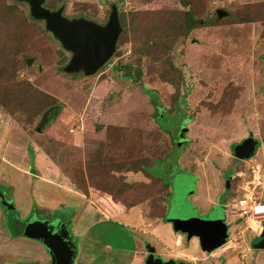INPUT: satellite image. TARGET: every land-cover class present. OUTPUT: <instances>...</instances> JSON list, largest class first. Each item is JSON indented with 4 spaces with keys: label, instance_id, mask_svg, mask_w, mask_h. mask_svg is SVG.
I'll return each mask as SVG.
<instances>
[{
    "label": "rangeland",
    "instance_id": "rangeland-1",
    "mask_svg": "<svg viewBox=\"0 0 264 264\" xmlns=\"http://www.w3.org/2000/svg\"><path fill=\"white\" fill-rule=\"evenodd\" d=\"M114 4L116 52L85 76L63 73L71 54L27 3L0 0V197L13 201L0 202V264H47L49 231L71 246L62 255L73 253L72 264H145L149 246L165 261L264 264L246 229L260 220L228 205L244 198L252 168L264 174V0L44 6L104 25ZM250 134L261 142L257 155L234 157ZM220 210L228 243L206 254L178 223ZM26 219L35 229L16 228Z\"/></svg>",
    "mask_w": 264,
    "mask_h": 264
},
{
    "label": "water",
    "instance_id": "water-1",
    "mask_svg": "<svg viewBox=\"0 0 264 264\" xmlns=\"http://www.w3.org/2000/svg\"><path fill=\"white\" fill-rule=\"evenodd\" d=\"M18 1L27 3L30 15L35 19L44 21L45 28L71 54V58L63 68V72L69 74L83 73L85 76H92L101 70L115 54L118 39L122 32L116 5L111 6L108 21L102 25L84 17L67 18L63 15V7L57 10L45 7L46 0ZM217 14L221 16L222 12L218 10ZM49 112L50 110L43 115L38 131H41L47 125L49 119L52 118V116L48 118ZM257 146L258 140L254 138L253 134H250L248 138L233 147L234 157L240 160L250 159L257 151ZM4 205L9 207L11 204L4 200ZM223 217L224 215L220 210L210 218L189 219L184 217L178 225L182 228V234L188 236L189 239L198 238L203 252L212 253L227 243L228 226L226 218L223 219ZM42 221L49 222L48 220ZM29 224L35 229L36 221L34 219L29 220L27 226ZM46 238L51 241L45 242ZM260 238L261 240L253 245L255 249H264V230ZM44 240L50 247L49 254L52 259L50 264H72L73 257L71 255L73 253L67 259L62 255L66 250L70 251L71 246L67 242H63L61 237L57 236L56 231H49ZM58 245L61 247L58 248ZM148 253L145 264H189L186 261L177 262L173 259L165 261L160 257H156L153 246L148 247Z\"/></svg>",
    "mask_w": 264,
    "mask_h": 264
},
{
    "label": "built area",
    "instance_id": "built-area-1",
    "mask_svg": "<svg viewBox=\"0 0 264 264\" xmlns=\"http://www.w3.org/2000/svg\"><path fill=\"white\" fill-rule=\"evenodd\" d=\"M253 178L250 184L244 187V198L238 199L231 204L233 210H236L239 217L247 221L252 219H264V202L261 200V194L257 188L264 185V177L260 172L259 166L251 169Z\"/></svg>",
    "mask_w": 264,
    "mask_h": 264
},
{
    "label": "clouds",
    "instance_id": "clouds-1",
    "mask_svg": "<svg viewBox=\"0 0 264 264\" xmlns=\"http://www.w3.org/2000/svg\"><path fill=\"white\" fill-rule=\"evenodd\" d=\"M48 111V110H47ZM46 111V112H47ZM45 114V113H44ZM41 123V122H40ZM250 136V135H249ZM248 136V137H249ZM254 136V135H253ZM247 137V138H248ZM254 138L256 139V137L254 136ZM257 140V139H256ZM243 141V140H242ZM260 145H261V142H260V140H258V146H257V150L259 149V147H260ZM236 174H238V173H236ZM246 174V173H245ZM248 176H250V181L252 180V178H253V175H252V172H251V170H250V172H248V174H247ZM234 176V175H233ZM262 176L264 177V174H262ZM250 181L249 182H247V183H245V185L243 186V191L245 192V190H244V187H246L247 186V184H250ZM259 189H262V190H264V185L263 186H261V187H258L257 188V192L259 193ZM246 193V192H245ZM259 194H261V192L259 193ZM236 200H233V202H235ZM232 202V203H233ZM232 203H228V205H231ZM260 221H257V222H259V225H260V227H258V228H256L255 230H252V229H254V228H252L251 227V225H249V227H247L246 225V229L248 230V229H250V231H252L251 233H254V232H258L259 233V237H254L252 240H251V248H252V250L254 251V247H253V245L255 244V243H258L257 241H254L256 238H259V239H261L260 238V236L262 235V232H263V230H264V219H259ZM226 224H227V226H228V223L226 222ZM244 224V223H243ZM246 229L245 230H243V233L246 231ZM229 231H230V229L228 228V238H229ZM182 234V233H181ZM185 235V234H184ZM198 239V238H197ZM227 243H228V239H227ZM226 243V244H227ZM201 248V247H200ZM218 250V249H217ZM257 250H264V249H257ZM213 253V252H212ZM206 254H211V253H206ZM180 261H183V260H180ZM180 261H177V262H180ZM189 263V262H188Z\"/></svg>",
    "mask_w": 264,
    "mask_h": 264
},
{
    "label": "flooded vegetation",
    "instance_id": "flooded-vegetation-1",
    "mask_svg": "<svg viewBox=\"0 0 264 264\" xmlns=\"http://www.w3.org/2000/svg\"><path fill=\"white\" fill-rule=\"evenodd\" d=\"M56 109H57V111H56ZM60 109H61V107L60 106H56V107H53V108H50L49 110H50V112H49V114H48V118L49 117H51V116H53L54 114H55V118L58 116L57 114H59L58 112L60 111ZM56 111V112H55ZM53 112V113H52ZM50 121L48 122V123H50L52 120H53V117L51 118V119H49ZM42 121V120H41ZM47 123V124H48ZM4 196L3 197H0V202H2V200L4 201H6V202H8V203H13V201L11 202V200H9V199H7L6 197V193H4L3 194ZM6 196V197H5ZM6 208H8L7 206H5ZM44 218V220H47V218L46 217H43ZM55 219V218H54ZM56 220V219H55ZM59 220V219H58ZM28 223H29V220H26ZM25 221V223H23L24 221H18L17 222V224H16V228L17 229H19V227L21 228V229H23L24 228V226L23 225H27V222ZM48 221H49V223H55L54 222V220L52 219V220H50V219H48ZM23 223V224H22ZM61 223H64V222H62L61 221ZM22 226H23V228H22ZM12 232H17V230H14V231H12ZM148 251H147V255H146V257H145V259H147V257H148ZM157 256V255H156ZM51 257H50V259H49V261L47 262V264H50L51 263Z\"/></svg>",
    "mask_w": 264,
    "mask_h": 264
},
{
    "label": "trees",
    "instance_id": "trees-1",
    "mask_svg": "<svg viewBox=\"0 0 264 264\" xmlns=\"http://www.w3.org/2000/svg\"><path fill=\"white\" fill-rule=\"evenodd\" d=\"M115 5V4H114ZM188 16H189V13L187 14ZM131 75V74H130ZM127 76H129V75H127ZM148 92V91H147ZM149 93V92H148ZM152 93V92H151ZM157 106V105H156ZM186 128V127H185ZM187 129V128H186ZM186 131L183 133V137H182V139L184 140V142L186 141L187 142V138H186ZM179 139H177L176 138V141H178ZM178 145V144H177ZM154 178H157V177H155V176H153ZM162 185H164V184H162ZM164 187L167 189V193L164 195V200L166 201L167 200V198H168V196L171 194V192H168L169 191V186L168 185H164ZM140 203H143V202H139V203H135V204H133V205H138V204H140ZM166 209V208H165ZM165 216H166V210H165V212L163 213V215L161 216V219H162V221L163 222H166V218H165ZM17 220V219H16ZM27 220V219H26ZM19 235H20V233H19Z\"/></svg>",
    "mask_w": 264,
    "mask_h": 264
},
{
    "label": "crops",
    "instance_id": "crops-1",
    "mask_svg": "<svg viewBox=\"0 0 264 264\" xmlns=\"http://www.w3.org/2000/svg\"><path fill=\"white\" fill-rule=\"evenodd\" d=\"M259 168H261V164H260V166H259ZM238 173V172H237ZM245 174V173H244ZM246 175V174H245ZM250 176H248V175H246V183L247 182H249L250 181ZM244 192V191H243ZM244 194H245V192H244ZM15 206V205H14ZM135 206H137V205H134V206H132V207H135ZM134 209H136V208H134ZM126 211V210H125ZM126 212H124V214H125ZM107 220H109V221H111L112 223H115L117 220L114 218H110V217H108V218H106ZM118 219H120V218H118ZM117 223H120V221H117ZM167 223V222H166ZM172 224V223H171ZM177 234H179L180 235V237L182 238V236L183 235H181L179 232L177 233ZM253 234H255L254 235V237H259V233L258 232H254ZM262 260H260V262H261Z\"/></svg>",
    "mask_w": 264,
    "mask_h": 264
},
{
    "label": "bare ground",
    "instance_id": "bare-ground-1",
    "mask_svg": "<svg viewBox=\"0 0 264 264\" xmlns=\"http://www.w3.org/2000/svg\"><path fill=\"white\" fill-rule=\"evenodd\" d=\"M63 73H64L65 75H73V74H69V73H65V72H63ZM258 151H259V150H257V151L255 152L254 156L257 155V152H258ZM254 156H253V157H254ZM250 159H252V158H250ZM250 159H249V160H250ZM258 227H260L259 222L256 223L255 227L252 226V228H254V229H252V230H255V229L258 228Z\"/></svg>",
    "mask_w": 264,
    "mask_h": 264
}]
</instances>
